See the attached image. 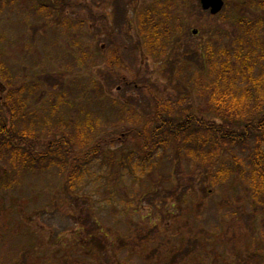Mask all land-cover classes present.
<instances>
[{
    "label": "rangeland",
    "instance_id": "374dc122",
    "mask_svg": "<svg viewBox=\"0 0 264 264\" xmlns=\"http://www.w3.org/2000/svg\"><path fill=\"white\" fill-rule=\"evenodd\" d=\"M244 1L225 0L219 19L199 0H0V123L15 110V133L38 139L35 164L14 165L13 149L0 157V264H264V187L252 180L263 140L226 147L210 179L182 142L148 151L139 138L156 130L158 100L176 119L208 109L188 81L203 62L190 57L191 71L178 75L175 54L168 65L148 51L146 22L178 27L179 53L212 46L242 95L248 66L254 79L264 74V12ZM61 137L73 162L59 152L39 166ZM176 211L185 218L174 228ZM150 225L161 243H139ZM178 227L201 235L199 256L172 257L194 241Z\"/></svg>",
    "mask_w": 264,
    "mask_h": 264
},
{
    "label": "trees",
    "instance_id": "16d2710c",
    "mask_svg": "<svg viewBox=\"0 0 264 264\" xmlns=\"http://www.w3.org/2000/svg\"><path fill=\"white\" fill-rule=\"evenodd\" d=\"M14 1L33 2V0ZM7 3L10 4L9 1H7ZM249 3L257 6L264 12V0H246L245 4L247 5ZM245 4L242 5V7H244ZM226 8H228V6H226L225 9ZM154 12H157V9ZM151 13L153 12L147 11L142 15L146 17ZM223 13L224 11L217 16V18L222 19ZM148 18L146 17L147 21L149 20ZM162 23H164L163 27H159V24H156L154 21L152 22L149 20L148 23L146 22L145 27H147V24L150 26L147 30V36L150 40L148 51L153 52V54H156V51H158L159 54L160 51L161 53L159 55L162 54L168 65H170L171 56L175 54L176 66L174 69L178 71V75H184L183 70L191 71L192 68L190 67L193 66V64H191L192 61H194L193 58H195V56L196 58L199 57L198 62H203V66L202 68L196 69V74L192 78V83L191 80L188 81H190L189 85H191L193 91L195 93L198 92L200 98L203 97L207 100L206 105L208 109L207 112L205 110L197 115H188L182 117V119H176L172 116L171 111L168 109L169 107L163 106L158 100V106L156 107L157 112L153 119V123L157 125V128L155 131L139 134V138L142 140L143 148L148 151H152L156 149V147L164 149L167 147L169 140H173L176 144L179 143V145H181L182 142L184 157H189L192 162L198 161L200 166L203 167L200 168V170L205 171L204 175L209 176L211 179L219 164L218 159L223 156L226 147L229 145L245 144L254 137H259L264 142V74L260 73L258 79H254L251 77L253 65L248 66L246 72H249L250 76L244 80L249 82L250 86L244 90L242 95H239L238 78L233 75V70L227 66L229 63L217 57V53L212 46L203 47L200 55H197V53L196 55H188V53L184 52L179 53L180 47L178 46V41H175L178 27L173 28L168 20ZM237 23L239 26L242 24V26H244L245 21H237ZM253 25L255 26V23ZM254 42L255 44L258 43L257 41ZM222 54L229 58L225 49ZM190 57L192 61H189ZM239 71L241 76L244 75L242 69ZM1 72L0 78L3 82ZM189 88V86L186 87L187 90ZM13 92L14 89L11 90V93L7 94L8 97L5 98L3 104L10 103ZM13 95H15V93H13ZM0 110H3L2 106ZM259 112H262V115L256 119V115ZM10 117V125H8V120H4L0 123V157L5 148L13 149L15 153L14 165L19 164L20 166H25L27 160H31L33 164H35L37 160L35 144L38 142V139L27 133L22 135L15 133L13 129L17 117L15 110H10ZM131 132L136 133L135 130ZM200 134L205 136L203 139L205 144L200 141ZM192 135L197 137V139L194 140V144H190ZM208 138L211 140L210 143L213 150H206L209 145ZM68 142L69 141L64 140L63 137L50 142L47 149L40 155L39 160H41V162L38 161L39 166L40 164L42 166L50 162L48 159L59 152L70 160L68 154L72 146ZM151 142H153V145H150ZM17 146L20 150H23L25 154L21 155L20 152L17 151ZM93 152L98 153L96 149L93 150ZM72 162L73 160H70V163ZM252 167L254 169L252 172V180L255 184L258 182L261 187H264V155H262V149L260 147L257 150L256 160H254ZM180 198L182 202H186L188 199L187 191H184L182 195L178 194L176 199L179 203ZM172 214L173 218L172 221L170 220L169 225H173V227L176 228V221L185 217L179 215V211L173 212ZM197 219L199 220L200 216L197 217ZM170 226L167 228H170ZM164 228L165 227L162 228V231H164ZM157 230L158 227L150 225L148 227V236L146 240H142L139 243H143L147 241V239L152 243H161L162 240L158 239L160 236L157 234ZM162 231L160 234L163 233ZM193 232H184L183 228L178 227L176 231L177 236H181L183 233L184 238L190 237V239L194 241L191 243L189 240L185 239V241L181 242L177 248V252L180 250L181 253H174L172 256L173 258L179 259L181 256L189 253L199 256L201 248L203 247V241L201 239L202 237L200 238L201 235L195 233V230ZM164 248L166 247L164 246ZM162 251H165L163 247L153 248L152 250V252L158 256L162 254Z\"/></svg>",
    "mask_w": 264,
    "mask_h": 264
},
{
    "label": "water",
    "instance_id": "95a60500",
    "mask_svg": "<svg viewBox=\"0 0 264 264\" xmlns=\"http://www.w3.org/2000/svg\"><path fill=\"white\" fill-rule=\"evenodd\" d=\"M203 11L210 12L212 16H216L222 12L224 8V0H199ZM197 31L193 34L197 35Z\"/></svg>",
    "mask_w": 264,
    "mask_h": 264
}]
</instances>
